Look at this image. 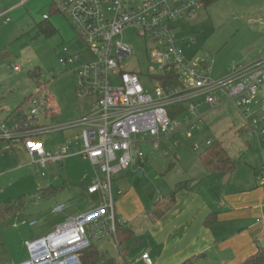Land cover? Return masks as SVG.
Returning a JSON list of instances; mask_svg holds the SVG:
<instances>
[{
    "label": "built area",
    "instance_id": "2783aa9c",
    "mask_svg": "<svg viewBox=\"0 0 264 264\" xmlns=\"http://www.w3.org/2000/svg\"><path fill=\"white\" fill-rule=\"evenodd\" d=\"M26 1L21 0L20 5ZM52 1L85 46L78 51L65 47L62 60L74 67V93L80 100L89 99L88 110L78 120L46 125L40 119L46 102L36 95L19 118L0 122V139L23 142L29 163L40 168L80 155L94 167L95 179L84 189L90 196L89 208L25 241L27 258L18 264H81L82 250L114 236L117 224H124L125 218L116 214L113 176L145 157L144 142L155 149L166 140L168 147L161 152L167 155L179 143L174 135L191 138L203 115L226 103L235 107L250 134L264 135V57L232 65L218 79L209 77L205 60L188 59V39L178 35V23L202 7L204 0ZM8 12L0 13V17ZM126 30L145 40L162 70L160 74H145L151 79V89L142 83L140 72L120 64L131 55V47L123 39ZM169 68L178 73L180 87L160 85L156 76H164ZM178 103L183 104L184 111L171 118L167 108ZM73 127L80 128V148L76 151L70 144L47 150L37 142L47 133ZM192 148L196 150L194 144ZM257 180L263 191L260 207L264 208V157ZM255 222L264 227V214ZM135 263L154 264L148 252H142L133 263L122 260L120 264Z\"/></svg>",
    "mask_w": 264,
    "mask_h": 264
},
{
    "label": "rangeland",
    "instance_id": "374dc122",
    "mask_svg": "<svg viewBox=\"0 0 264 264\" xmlns=\"http://www.w3.org/2000/svg\"><path fill=\"white\" fill-rule=\"evenodd\" d=\"M14 9L21 15L15 17L14 13H10L0 17V122L33 91L35 95L27 99L26 106L22 104V111L27 110L34 96L43 101L47 94L45 99L48 104H43L46 111L44 116H40L44 124H66L78 120L84 114L85 107L74 93V67L65 64L62 58L65 47L70 51H77L76 47L82 50L84 43L58 12L55 14L57 22L62 21L67 25L64 33L57 30L46 35L36 26L41 11H32L27 3ZM178 24V35L188 39L185 45L188 59L191 62L205 60L212 79L225 76L232 65L248 64L264 57V0H214ZM74 39L75 43L71 44ZM123 39L130 45L131 55L124 57L120 64L126 70L140 72L142 83L151 89V79L145 74L162 72L150 55L151 47L132 30L124 31ZM14 67L18 69L14 70ZM34 68L39 69V79L45 82L39 89L27 74ZM50 105L55 112L47 110ZM243 123L235 107L226 103L206 112L191 138L174 135L179 143L167 155L161 152L168 147L166 140H161L160 147L155 149L144 142L142 150L148 155L142 160L143 173L137 174L136 162H133L126 171L113 176L115 210L118 199L125 196L129 189L139 195L147 207L153 206L156 200L165 204L174 185L184 180L185 171L188 182L196 168L204 171L198 155L208 146L207 141L222 142L229 156L235 160L236 168L231 172L239 180L253 179V167L261 164L264 157V135L250 134ZM63 130L47 133L37 142L46 149L69 144L64 141ZM193 144L196 150L192 148ZM70 145L72 151L80 148L78 141ZM60 163L40 168L26 158L19 169L17 158L11 153L7 141L0 139V206L12 203L19 197L25 203L21 213L0 218V264L24 261L27 258L25 241L49 232L69 215L89 208L90 196L81 191L82 187L85 189L94 181V167L80 155L66 157ZM255 177L257 180L256 174ZM116 214L119 215L117 211ZM146 223H139V226L143 228ZM139 235L142 237L136 234L134 240L125 244L129 248L126 256L128 262L133 263L142 250L151 251L153 248L148 232ZM95 243L107 256L119 258L111 239L104 238ZM154 249L155 246L152 254L156 255ZM202 256H199L196 264H210L212 259L205 260Z\"/></svg>",
    "mask_w": 264,
    "mask_h": 264
},
{
    "label": "crops",
    "instance_id": "0c3cea01",
    "mask_svg": "<svg viewBox=\"0 0 264 264\" xmlns=\"http://www.w3.org/2000/svg\"><path fill=\"white\" fill-rule=\"evenodd\" d=\"M20 1L0 0V13L12 9L6 13L7 16L10 13H14L15 17L20 16L21 13L17 9L13 10L14 7L21 6ZM51 1L27 0L25 3L32 11H41L42 19ZM55 17L57 16L54 14L49 18L50 23L56 31L64 33L67 25L62 21L57 22ZM74 43L75 39L71 44ZM75 49L78 51L80 48ZM71 129L61 131L65 132L64 141L69 144L73 141L80 142V128ZM55 146L47 150H52ZM10 150L16 156L20 169L28 158L25 147L21 143H13ZM142 160L136 162L137 174L140 168L141 174L143 173ZM259 165H255V168ZM201 166L204 171L196 168L189 177V182L185 171L184 180L177 183L186 182V185L175 193L174 203L160 217L156 218L152 213V210L160 205L145 206L140 196L130 189L125 196L118 199L116 211L127 220L129 225H126L133 231L134 238L136 234L142 237L139 234L143 232L150 234L148 239H151L149 241L153 248L155 246L157 253L152 254L153 248L151 251L144 249L142 252H148L154 264H180L189 257L197 260L201 254V258L205 260L212 259L210 264H245L246 259L256 253L258 246H264V227L255 222L257 216L264 214V208L260 207L263 191L256 181L254 167V178L242 181L231 171L211 172L206 170L203 164ZM81 192H84V187ZM212 211H216V220L210 225L205 224L206 216ZM144 221L147 223L141 228L139 223L141 225ZM118 257L120 263L122 260L128 262L126 257ZM137 259L138 257L134 261Z\"/></svg>",
    "mask_w": 264,
    "mask_h": 264
},
{
    "label": "trees",
    "instance_id": "16d2710c",
    "mask_svg": "<svg viewBox=\"0 0 264 264\" xmlns=\"http://www.w3.org/2000/svg\"><path fill=\"white\" fill-rule=\"evenodd\" d=\"M212 1L214 0H204V4H207ZM57 12L62 15L60 8L57 6V4L54 1H51L46 15L36 23V26H38V28L46 35L56 32V29L50 23L49 18L54 14H56ZM27 74L28 76H30L31 80L35 83L36 89H39L41 86L45 85V82L44 81L41 82L39 79L40 76L39 69L37 68L31 69L27 72ZM156 78L160 81V85L164 88L180 87L181 85V83L178 80L179 75L174 68L166 69L164 76L158 75L156 76ZM33 95H35L34 91L30 93L28 96H26L18 106L12 108L11 111L3 118L2 121L6 122V121L14 120L15 118H19L21 114L24 112L22 111L23 110L22 104H25L26 106L28 104L27 99H29ZM45 98L47 99V94H45ZM45 98L43 100L44 102L47 103V100ZM88 102H89L88 98L81 100L82 107H85L84 109L85 112H87L88 110L87 108ZM49 109L51 112H55V109L52 105H50L47 110ZM167 109L169 116L171 118H174L178 114L183 113L184 106L183 104L178 103L169 106ZM7 143L9 149H11L13 143L8 141ZM17 143L23 144V142H17ZM198 157L201 163L203 164V166L206 168V170L211 172H227L235 169L236 167L235 160L229 156L222 142L219 140H215L211 142L205 148L203 153L198 155ZM140 160L142 159H139L138 161ZM260 166L261 164L257 168H254L256 176ZM256 181L258 183V180ZM185 185L186 182L177 183L174 189L172 190V192L169 194L168 201L165 204L158 203L159 202L158 200L156 201L154 205L155 206L160 205V207L152 210V213L155 215L156 218L160 217L164 213V211L168 210L172 206L175 200L174 199L175 193L178 190L184 188ZM24 205L25 203L22 197H19L12 203H6L4 205H1L0 218L3 219L7 216H12L21 213L23 211ZM215 220H216V211H212L206 216L204 223L210 225ZM107 238L112 240V242L115 244L117 248L118 255L120 256L121 259H123L126 257L129 249L128 247H125V244L134 238V233L126 225V223L117 224L115 235L109 236ZM80 261L81 264H120V262L117 259L107 256V253L103 252L102 250H99L95 242L91 243L89 247L81 251ZM263 262H264V246H258L256 253L249 256L246 259L245 264H262ZM180 264H196V259H194V257H189Z\"/></svg>",
    "mask_w": 264,
    "mask_h": 264
},
{
    "label": "water",
    "instance_id": "95a60500",
    "mask_svg": "<svg viewBox=\"0 0 264 264\" xmlns=\"http://www.w3.org/2000/svg\"><path fill=\"white\" fill-rule=\"evenodd\" d=\"M141 171H142V169L140 168V169L138 170V175H141Z\"/></svg>",
    "mask_w": 264,
    "mask_h": 264
}]
</instances>
